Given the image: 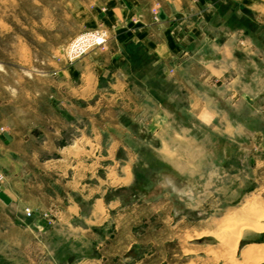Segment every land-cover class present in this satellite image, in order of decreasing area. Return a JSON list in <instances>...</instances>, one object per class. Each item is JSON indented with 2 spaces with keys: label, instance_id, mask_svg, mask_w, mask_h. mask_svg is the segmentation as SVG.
Wrapping results in <instances>:
<instances>
[{
  "label": "crops",
  "instance_id": "1",
  "mask_svg": "<svg viewBox=\"0 0 264 264\" xmlns=\"http://www.w3.org/2000/svg\"><path fill=\"white\" fill-rule=\"evenodd\" d=\"M250 9L264 12V3L97 0L82 7L70 39L103 27L108 41L65 66L64 107L54 108L63 126L26 123L28 114H40L39 95L19 86L9 92L1 79L0 193L10 202L0 198V264H133L136 244L175 241L162 236L170 233L162 222L170 213L178 221L183 209L169 199L196 200L198 190L185 180L201 143L194 131L204 126L215 139L240 145L249 136L252 143L264 140V124L255 125L264 108V63L245 28ZM62 139L70 142L59 145ZM185 142L192 154H185ZM142 145L156 151V163L178 171L177 181L165 183L179 187L125 198L132 203L118 194L107 203V190L138 187L134 166ZM108 159L114 166L104 178ZM121 225L129 236L119 235Z\"/></svg>",
  "mask_w": 264,
  "mask_h": 264
},
{
  "label": "rangeland",
  "instance_id": "2",
  "mask_svg": "<svg viewBox=\"0 0 264 264\" xmlns=\"http://www.w3.org/2000/svg\"><path fill=\"white\" fill-rule=\"evenodd\" d=\"M96 1L0 0V81L2 79L8 83L9 92L14 93L19 86L24 94L39 95L34 105L40 114H28L25 116L26 123L45 125L56 120L57 125H64V118L57 113L54 115V108L59 111V108L64 107L60 103L62 95H65L63 71L67 64L72 63L66 56V48L83 32L102 28L82 31L70 39L77 28L79 10ZM257 1L264 3V0ZM247 16L255 35L247 34L260 46L257 53L264 63V12L250 9ZM261 70L264 73V64ZM156 98L161 100V95H156ZM31 105L32 101L24 103L25 107ZM261 111L260 114L257 113L259 118L255 125L264 124V108ZM170 119L173 122L180 120L177 117ZM182 119L187 121L185 116ZM194 136L200 138L201 142L196 151L197 158L191 166L195 167V174L191 172V176H187L189 178L185 180L186 186L194 185L198 190L196 200L188 202L181 196L176 197L175 201L168 200L170 206L178 205L183 208L178 213V221L170 213L167 222H162L170 230V233L165 232L162 236L175 241L163 243L156 240L146 245L136 244L137 259L131 260L133 264H229L228 259L233 256L243 263L244 253L253 248L260 249L259 251L264 248L260 247L264 246V233L253 230H246L241 235L239 252L228 251L219 239L212 237L220 224L235 213L244 216L247 206L264 205V140L260 144L252 143L249 136L248 145H240L235 141L229 143L222 136L215 139L214 133L204 126L195 130ZM151 140L155 144L152 137ZM69 142V139H62L59 145ZM183 145L186 147L185 154H192V144L185 142ZM147 147L149 146L142 145L137 148L138 159L134 166V171L138 174L137 186L142 188L147 197L155 194L156 186L163 189L179 187L177 184L169 186L165 183L171 175L176 176L178 171L171 165L156 163V151ZM104 150L107 155L106 148ZM189 161L193 162V159ZM113 164V160L108 159L104 168L100 169L104 174L99 175L106 178V173ZM104 184L106 186L107 183ZM45 190L49 191L47 186ZM126 190H107L106 202L109 203L121 194L119 196L124 202L127 200L126 202L132 203L128 199L134 198L135 194L131 191L124 193ZM73 193L77 194V191L74 190ZM78 195L83 199L81 194ZM90 202L92 200H88ZM27 209L31 211V215L35 212L31 207ZM242 210H245L244 213ZM41 214L44 216L46 212ZM157 230L155 227L150 228L152 235H158ZM130 231L129 227L121 225L119 235L129 236ZM187 252L190 253L186 254ZM121 255L122 260H125L127 253L122 251Z\"/></svg>",
  "mask_w": 264,
  "mask_h": 264
},
{
  "label": "bare ground",
  "instance_id": "3",
  "mask_svg": "<svg viewBox=\"0 0 264 264\" xmlns=\"http://www.w3.org/2000/svg\"><path fill=\"white\" fill-rule=\"evenodd\" d=\"M246 210L247 211L242 210L243 213L244 211L246 212L244 216H239V213H235L229 220L227 219L225 222H222L220 228L212 235L213 238L219 239L222 245L230 252H239V248L242 244L241 235L244 231L253 230L264 233V205L256 204L249 208L247 206ZM260 247L264 246L261 245ZM259 250L260 249L257 250V248H253L244 253V255H242L243 263L236 260L237 258L235 259L234 256L233 258L230 257L228 262L229 264H264V248L262 251Z\"/></svg>",
  "mask_w": 264,
  "mask_h": 264
},
{
  "label": "built area",
  "instance_id": "4",
  "mask_svg": "<svg viewBox=\"0 0 264 264\" xmlns=\"http://www.w3.org/2000/svg\"><path fill=\"white\" fill-rule=\"evenodd\" d=\"M108 41V31L105 28H97L83 32L76 37L66 48V56L69 61L86 55L94 47L104 46ZM4 176L0 174V190ZM27 214L30 216L31 211L27 209Z\"/></svg>",
  "mask_w": 264,
  "mask_h": 264
},
{
  "label": "flooded vegetation",
  "instance_id": "5",
  "mask_svg": "<svg viewBox=\"0 0 264 264\" xmlns=\"http://www.w3.org/2000/svg\"><path fill=\"white\" fill-rule=\"evenodd\" d=\"M170 177H171V179H172L173 181H177V178L175 177V175H171ZM177 177H178V176H177ZM156 185H157V184H156ZM156 185H155V186H156ZM157 191H160V188H158V187L156 186V187H155V193H156ZM133 193L135 194V197L145 194V193L143 192L142 188H140V187H136V188H134V189H133Z\"/></svg>",
  "mask_w": 264,
  "mask_h": 264
},
{
  "label": "water",
  "instance_id": "6",
  "mask_svg": "<svg viewBox=\"0 0 264 264\" xmlns=\"http://www.w3.org/2000/svg\"><path fill=\"white\" fill-rule=\"evenodd\" d=\"M0 198L6 203L10 202V199L4 193H0Z\"/></svg>",
  "mask_w": 264,
  "mask_h": 264
},
{
  "label": "trees",
  "instance_id": "7",
  "mask_svg": "<svg viewBox=\"0 0 264 264\" xmlns=\"http://www.w3.org/2000/svg\"><path fill=\"white\" fill-rule=\"evenodd\" d=\"M245 28H246V31H247L248 33H251V34L255 35V34H254V30H253L254 28H253V27H248V26L245 25Z\"/></svg>",
  "mask_w": 264,
  "mask_h": 264
}]
</instances>
